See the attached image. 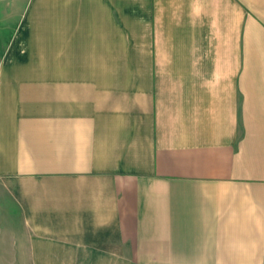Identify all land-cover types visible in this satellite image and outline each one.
Wrapping results in <instances>:
<instances>
[{
  "label": "crops",
  "instance_id": "1",
  "mask_svg": "<svg viewBox=\"0 0 264 264\" xmlns=\"http://www.w3.org/2000/svg\"><path fill=\"white\" fill-rule=\"evenodd\" d=\"M0 45V264H264V0H27Z\"/></svg>",
  "mask_w": 264,
  "mask_h": 264
},
{
  "label": "rangeland",
  "instance_id": "2",
  "mask_svg": "<svg viewBox=\"0 0 264 264\" xmlns=\"http://www.w3.org/2000/svg\"><path fill=\"white\" fill-rule=\"evenodd\" d=\"M27 0H0V38L10 35L13 24L18 22ZM1 46V45H0ZM1 262H4L1 260Z\"/></svg>",
  "mask_w": 264,
  "mask_h": 264
}]
</instances>
